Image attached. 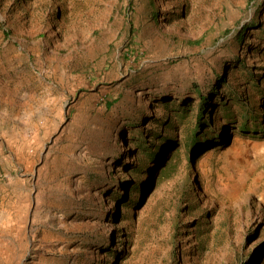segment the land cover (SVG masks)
<instances>
[{
	"label": "rangeland",
	"instance_id": "1",
	"mask_svg": "<svg viewBox=\"0 0 264 264\" xmlns=\"http://www.w3.org/2000/svg\"><path fill=\"white\" fill-rule=\"evenodd\" d=\"M253 23L264 0H0V264H264L261 96L258 132L237 130L231 106L191 170L181 150L139 205L115 199L167 98L193 97L194 122L199 90L238 88L239 60L264 88Z\"/></svg>",
	"mask_w": 264,
	"mask_h": 264
},
{
	"label": "trees",
	"instance_id": "2",
	"mask_svg": "<svg viewBox=\"0 0 264 264\" xmlns=\"http://www.w3.org/2000/svg\"><path fill=\"white\" fill-rule=\"evenodd\" d=\"M252 25L259 31V35L264 38L263 25L258 23H253ZM244 40L245 33L240 32L236 36L237 44H242V47L247 46L244 44ZM243 49L245 50V48ZM236 64L238 68L230 73L239 81L237 89L230 86L231 84L226 81V78L218 79L216 84L206 94L196 89L198 91L196 94L198 108L194 114V122L189 119L191 113L194 112V108L191 105V101L194 98L189 95L181 98H167L164 103H161L168 115L165 119L159 120L160 130L155 131L153 134L146 136L145 132L137 130L140 128L139 124L130 125V129L138 131L133 140V143H135L134 149L129 152L130 157L135 160L127 164L128 173L133 176L121 181L124 184V188L121 193L115 195L117 202H121V205L125 206L139 205L140 203L136 201L134 194L142 192L141 185L144 177L148 174L150 180L145 184L146 190L147 188L149 190L154 183L169 178L181 161V150L183 151V158L186 160V168L191 170L192 168L190 167L193 166L201 153L209 147H216L218 140L221 138L222 134L219 133L221 128L214 125L221 111L227 115L230 113L231 106L237 104L241 107L240 118H242V122L236 126V129L241 133H248L251 130L250 124L253 123L252 129L256 132L260 130L256 128L260 127V124H258L259 114L253 108L250 110L249 107L254 104L251 101L253 94L264 98V88L261 87L259 76L255 73L254 66L249 67L244 60H239ZM220 84L224 85V91L218 96L219 103L208 111L211 97L213 95L217 96L219 91L217 89ZM228 100L231 102L230 105L227 104ZM113 104V102L109 103L108 106L111 107ZM209 112L211 116L207 115ZM235 119L234 121L238 123L239 120ZM176 133L182 134L181 140L178 139ZM172 134H175V136ZM110 196L114 195L110 194ZM178 221L179 218L177 216V224ZM178 235L180 236L181 233H178Z\"/></svg>",
	"mask_w": 264,
	"mask_h": 264
}]
</instances>
